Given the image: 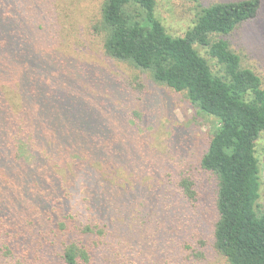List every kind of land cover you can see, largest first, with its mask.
<instances>
[{
  "label": "trees",
  "instance_id": "16d2710c",
  "mask_svg": "<svg viewBox=\"0 0 264 264\" xmlns=\"http://www.w3.org/2000/svg\"><path fill=\"white\" fill-rule=\"evenodd\" d=\"M0 5L14 7L5 0ZM259 8V0L198 7L184 36L172 37L155 15V0H104L93 28L102 36L104 57L184 93L198 114L212 118L200 168L216 181L212 249L225 264H264L255 149L264 134V88L223 38L255 18ZM18 18L7 8L0 12V191L13 193L16 180L15 188L40 189L52 215L44 223L50 224L49 245L58 253L28 251L19 242L21 234L8 238L0 230L2 261L12 264L20 253L16 264H142L147 253L134 252L142 244L124 246L121 231L108 222L124 210L125 201L112 195L115 190L97 166L99 160L129 154L110 123V103L97 93L107 94L111 85L127 95L129 86L123 79L119 86L115 75L98 67L86 71L81 63L44 53L37 43L45 41L43 34L29 22L22 33ZM196 47L205 49L207 59ZM6 89L12 90L11 98ZM178 188L191 206L197 202L190 179H181ZM117 194L125 198L126 191ZM200 257L192 252L187 264H203ZM144 260L153 263L150 257Z\"/></svg>",
  "mask_w": 264,
  "mask_h": 264
},
{
  "label": "rangeland",
  "instance_id": "374dc122",
  "mask_svg": "<svg viewBox=\"0 0 264 264\" xmlns=\"http://www.w3.org/2000/svg\"><path fill=\"white\" fill-rule=\"evenodd\" d=\"M5 1L14 7L4 5L0 12L7 8L13 16L17 14L22 33L25 32L22 27L29 22L43 34L45 41L37 43L44 53L50 56L54 52L62 59L81 63L86 71H96L94 67H98L115 75L119 86L122 79L129 86L124 88L129 90L127 95L111 85L107 94L97 93L110 103V123L129 149L128 157L99 160L97 165L115 190L112 195L125 201L124 210L108 220L112 228L121 231L118 236L124 238V246L142 244L134 247V252L143 248L147 253L140 259L142 264L145 257L152 260L149 264H187L192 252L203 256L200 257L203 264H225L212 249V233L218 219L216 181L200 168L212 135V118L198 114L184 93L154 84L147 75L143 78L137 70L103 56L102 36L93 28L100 21L104 0ZM238 1L242 0H155V15L167 34L183 37L192 26L198 7ZM259 1L257 16L223 38L240 57L241 66L261 78L264 88V0ZM30 17H34V22ZM196 48L207 59L205 49ZM11 91L6 89L4 94L11 98ZM255 149L261 179L257 204L264 211V134L259 136ZM183 178L192 181L198 194L194 206L184 200L178 188ZM16 184L11 183L13 193L0 191V230L8 238L21 234L19 242L26 243L28 251L56 255L58 250L52 242L49 245L50 224L44 225L46 217H52L50 206L41 201L40 189L15 188ZM119 190L126 191L125 198L117 194ZM125 230L131 233L123 234ZM34 241L37 242L33 244ZM3 255L0 254V264H7V258L1 259ZM20 258V253L13 255L12 264ZM104 260L108 258L105 256ZM132 263L136 264V260Z\"/></svg>",
  "mask_w": 264,
  "mask_h": 264
}]
</instances>
